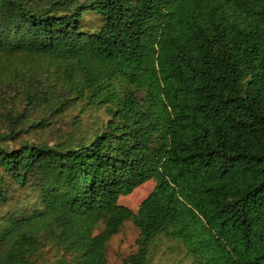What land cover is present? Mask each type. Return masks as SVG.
<instances>
[{"label":"trees","instance_id":"obj_1","mask_svg":"<svg viewBox=\"0 0 264 264\" xmlns=\"http://www.w3.org/2000/svg\"><path fill=\"white\" fill-rule=\"evenodd\" d=\"M0 120V264H264V0H0Z\"/></svg>","mask_w":264,"mask_h":264},{"label":"rangeland","instance_id":"obj_2","mask_svg":"<svg viewBox=\"0 0 264 264\" xmlns=\"http://www.w3.org/2000/svg\"><path fill=\"white\" fill-rule=\"evenodd\" d=\"M75 113L76 111L72 110L61 118L59 121V131L37 129L30 134V137L52 141L55 137L65 134L72 128L73 123L71 122ZM97 115L102 116L101 111L92 112L91 114L84 113L80 118L84 125H90ZM4 128V124L0 120V133L5 130ZM153 186L154 181L147 180L133 189L129 194L120 196L118 201L128 208L136 210L141 200L152 190ZM137 235V228L131 221H125L121 230L110 239L107 245V264H122V259L135 250V239ZM152 264H171V262L165 258L160 259L156 257Z\"/></svg>","mask_w":264,"mask_h":264}]
</instances>
